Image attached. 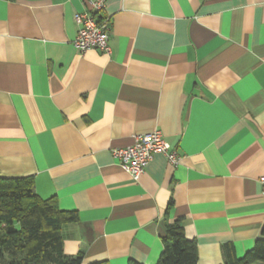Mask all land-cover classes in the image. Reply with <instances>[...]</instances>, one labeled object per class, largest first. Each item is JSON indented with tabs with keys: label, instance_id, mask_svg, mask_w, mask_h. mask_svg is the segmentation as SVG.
<instances>
[{
	"label": "crops",
	"instance_id": "1",
	"mask_svg": "<svg viewBox=\"0 0 264 264\" xmlns=\"http://www.w3.org/2000/svg\"><path fill=\"white\" fill-rule=\"evenodd\" d=\"M83 7L0 0V177L75 211L83 264H156L166 211L196 264L241 256L264 225V0H106L109 55L74 48ZM156 129L180 161L133 179L111 149Z\"/></svg>",
	"mask_w": 264,
	"mask_h": 264
},
{
	"label": "trees",
	"instance_id": "2",
	"mask_svg": "<svg viewBox=\"0 0 264 264\" xmlns=\"http://www.w3.org/2000/svg\"><path fill=\"white\" fill-rule=\"evenodd\" d=\"M33 188L32 177H0V264H83L82 252L68 255L62 249L61 225L77 221V214L59 209L53 196L40 198ZM182 220L170 219L166 211L163 249L156 264L197 263L196 242L183 233ZM260 231L262 236L250 249L222 264H264V225ZM128 264L141 263L129 260Z\"/></svg>",
	"mask_w": 264,
	"mask_h": 264
},
{
	"label": "built area",
	"instance_id": "3",
	"mask_svg": "<svg viewBox=\"0 0 264 264\" xmlns=\"http://www.w3.org/2000/svg\"><path fill=\"white\" fill-rule=\"evenodd\" d=\"M105 4L106 0H84L82 10L74 14V22L78 28L73 45L79 53L88 49H95L107 55L111 53L109 19L101 17ZM169 144L156 129L151 133L135 135L131 144L126 147H113L111 152L125 173L137 179L156 153H161L171 167L178 165L180 155ZM259 180L264 184V176Z\"/></svg>",
	"mask_w": 264,
	"mask_h": 264
}]
</instances>
